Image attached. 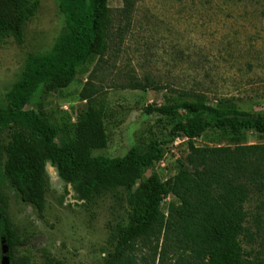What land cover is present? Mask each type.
<instances>
[{
	"label": "trees",
	"instance_id": "trees-1",
	"mask_svg": "<svg viewBox=\"0 0 264 264\" xmlns=\"http://www.w3.org/2000/svg\"><path fill=\"white\" fill-rule=\"evenodd\" d=\"M66 30L52 51L29 54L22 77L0 105V243L5 241L11 264H33L20 255L19 229L9 217L6 190L43 217L49 189L47 165L73 185L84 203L105 189L124 187L162 158L161 143L147 153L133 148L123 158L95 157L108 145L105 104L87 88L81 94L87 107L75 124L61 127L41 112L27 109L38 92L61 93L110 48V0H56ZM130 11L133 3L127 2ZM38 11V0H0V43L15 39L25 44L26 28ZM147 115L176 120L172 141L189 140L187 157L169 181L152 171L130 194L128 223L112 229L113 251L105 264H135L137 252L150 249L159 264H264V233L248 225L246 204L252 188L264 187V145L196 147L205 133L239 139L246 133L264 135V114L240 111L231 101L218 105L201 96L167 99L149 106ZM175 202L164 210L165 202ZM263 238L255 254V235ZM2 245V244H1ZM44 264H55L44 251Z\"/></svg>",
	"mask_w": 264,
	"mask_h": 264
},
{
	"label": "rangeland",
	"instance_id": "rangeland-1",
	"mask_svg": "<svg viewBox=\"0 0 264 264\" xmlns=\"http://www.w3.org/2000/svg\"><path fill=\"white\" fill-rule=\"evenodd\" d=\"M110 0V48L61 93L41 89L27 109L41 112L58 127L75 124L87 107L85 88L105 104L108 145L95 157L123 158L133 148L141 153L161 143L162 158L124 187L105 189L84 203L73 185L63 182L54 165H47L49 189L43 217L6 190L9 217L19 229L20 255L44 264V251L55 264H105L113 247V228L128 223L129 194L152 171L164 181L178 172L187 157L189 140L172 141L176 120L147 115L149 106L167 99L201 96L218 105L231 101L242 112L264 114V0ZM66 30L56 0H38V11L26 28L25 44L0 43V105L20 80L29 54H46ZM196 147L264 145V135L246 133L239 139L205 133ZM170 197L164 205L165 212ZM248 225L264 233V187L252 188L246 204ZM263 238L255 235V254ZM0 243V264H2ZM135 264L153 262L150 249L137 252ZM165 264H171L167 261Z\"/></svg>",
	"mask_w": 264,
	"mask_h": 264
},
{
	"label": "water",
	"instance_id": "water-1",
	"mask_svg": "<svg viewBox=\"0 0 264 264\" xmlns=\"http://www.w3.org/2000/svg\"><path fill=\"white\" fill-rule=\"evenodd\" d=\"M1 244H2V253L4 255V258L2 259V264H11V261H10L9 257L6 256V254L8 252V249L5 246V241L2 240Z\"/></svg>",
	"mask_w": 264,
	"mask_h": 264
},
{
	"label": "flooded vegetation",
	"instance_id": "flooded-vegetation-1",
	"mask_svg": "<svg viewBox=\"0 0 264 264\" xmlns=\"http://www.w3.org/2000/svg\"><path fill=\"white\" fill-rule=\"evenodd\" d=\"M1 257H2V259L4 258V255H3V253H2V256H1Z\"/></svg>",
	"mask_w": 264,
	"mask_h": 264
}]
</instances>
